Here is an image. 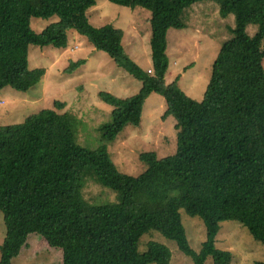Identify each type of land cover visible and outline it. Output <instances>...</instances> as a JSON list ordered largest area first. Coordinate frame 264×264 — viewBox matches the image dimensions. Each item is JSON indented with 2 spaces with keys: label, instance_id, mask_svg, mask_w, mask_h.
Listing matches in <instances>:
<instances>
[{
  "label": "trees",
  "instance_id": "1",
  "mask_svg": "<svg viewBox=\"0 0 264 264\" xmlns=\"http://www.w3.org/2000/svg\"><path fill=\"white\" fill-rule=\"evenodd\" d=\"M96 1L0 0V90L28 91L40 83L46 71L29 68L30 46L66 49L72 31L142 82L140 91L128 97L100 92L112 109L111 121L99 127L103 142L96 148L78 142V119L68 110L60 112L65 102L58 100L55 108L0 125V211L6 228L0 264H12L32 234L61 249L62 264H170L171 252L160 242L149 241L145 251L139 250L150 231L174 242L194 264H206L208 258L212 264H233L234 253L216 246L222 223L230 221L264 246V0H215L220 15H235L236 25L221 46L202 100L186 95L176 80L167 81V40L170 29L187 27L192 5L209 0H108L151 12V74L124 53L120 29L90 23L87 12ZM54 16L58 22L42 32L33 29V18ZM249 26L257 28L254 36ZM83 63L71 62L66 72L74 73ZM154 92L164 96V117L176 120V150L165 157L143 152L146 171L137 177L121 174L106 143L126 124H140L145 101ZM88 163L115 191L134 190L162 175L185 181L186 194L157 211L89 204L80 191ZM181 210L205 225L199 251L190 246Z\"/></svg>",
  "mask_w": 264,
  "mask_h": 264
},
{
  "label": "rangeland",
  "instance_id": "2",
  "mask_svg": "<svg viewBox=\"0 0 264 264\" xmlns=\"http://www.w3.org/2000/svg\"><path fill=\"white\" fill-rule=\"evenodd\" d=\"M219 12V4L215 0L196 3L188 9L187 27L168 31L170 70L167 81L176 80L184 93L196 100L203 99L221 46L232 37L231 28L236 25L235 15L226 19ZM87 17L94 27L111 25L120 29L123 32L124 53L144 72L152 70L150 11L97 0L96 6L88 10ZM58 20L57 16L50 19L33 18L32 27L40 33ZM247 31L254 36L257 28L249 26ZM260 51L264 53V38ZM78 61L84 63L74 73H67L70 63ZM29 68L44 69L46 74L40 83L28 91L9 86L0 90V125L21 122L42 109L55 108V101H62L65 107L59 111L68 110L77 117L78 142L89 148H96L103 142L99 127L111 121L112 107L102 99L100 92L128 97L138 93L142 87L139 79L118 69L107 54L97 50L86 36L76 31L69 34L66 49L30 46ZM165 109L164 96L151 93L145 101L140 124H126L113 140L106 143L108 154L121 174L137 177L146 171L147 163L140 158L143 152L154 151L158 157L175 152L176 120L172 115L164 117ZM186 190L187 184L180 178L153 175L134 190L115 191L104 186L91 163H88L82 174L80 191L84 201L89 204L119 203L128 208L157 211L170 199H182ZM180 216L190 246L199 251L206 240L203 221L190 217L183 210ZM221 226L216 246L234 253L233 264H255L257 260L264 263V246L253 240L241 224L230 221L223 222ZM5 231L4 216L0 211V245ZM149 241L166 245L171 252L170 264H194L192 257L180 252L174 242L155 231L142 237L139 250L145 251ZM62 263L61 249L50 246L37 234L30 235L28 246L12 262ZM206 264H212V259L208 258Z\"/></svg>",
  "mask_w": 264,
  "mask_h": 264
},
{
  "label": "crops",
  "instance_id": "3",
  "mask_svg": "<svg viewBox=\"0 0 264 264\" xmlns=\"http://www.w3.org/2000/svg\"><path fill=\"white\" fill-rule=\"evenodd\" d=\"M72 32H74V31H72ZM151 67H152V65H151ZM152 69V68H151Z\"/></svg>",
  "mask_w": 264,
  "mask_h": 264
},
{
  "label": "built area",
  "instance_id": "4",
  "mask_svg": "<svg viewBox=\"0 0 264 264\" xmlns=\"http://www.w3.org/2000/svg\"><path fill=\"white\" fill-rule=\"evenodd\" d=\"M149 74H151V72H149Z\"/></svg>",
  "mask_w": 264,
  "mask_h": 264
}]
</instances>
